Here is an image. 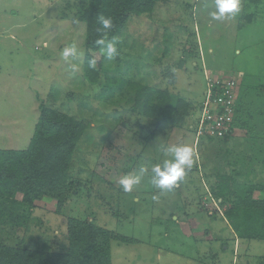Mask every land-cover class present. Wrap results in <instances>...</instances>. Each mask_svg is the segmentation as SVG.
<instances>
[{
	"label": "rangeland",
	"instance_id": "rangeland-1",
	"mask_svg": "<svg viewBox=\"0 0 264 264\" xmlns=\"http://www.w3.org/2000/svg\"><path fill=\"white\" fill-rule=\"evenodd\" d=\"M87 2L0 0V148L29 146L42 102L87 124L71 165L77 185L62 211L49 197L32 211L19 205L23 221L0 225V242L60 249L67 220L76 217L135 241L113 239V264H264V241L237 238L210 192L217 174L264 183V0H242L234 19L219 21L209 17L214 0H167L153 13L131 15L114 60L101 49L90 52L94 83L84 74L87 24L79 13ZM73 42L83 56L65 61L60 54ZM209 74L236 78L242 87L245 124L225 139L195 134ZM121 80L111 100L102 95ZM130 82L167 89L174 104L188 101L185 123L160 126L143 116ZM185 144L194 164L184 181L161 192L150 169L171 158L168 147ZM141 167L148 174L125 192L119 180Z\"/></svg>",
	"mask_w": 264,
	"mask_h": 264
},
{
	"label": "trees",
	"instance_id": "trees-1",
	"mask_svg": "<svg viewBox=\"0 0 264 264\" xmlns=\"http://www.w3.org/2000/svg\"><path fill=\"white\" fill-rule=\"evenodd\" d=\"M167 0H88L79 13L86 24L84 74L88 81L95 82L98 71L88 67L94 59L91 51H98L95 44L102 33L99 17L113 18L115 27L106 39L119 37L127 27L131 15L153 13L158 4ZM124 80L103 91L111 100L118 90L122 91ZM134 95V109L143 116L156 120L158 125L181 126L185 123V111L191 104L178 99L173 103L167 89L152 88L139 83H128ZM240 88L241 85H239ZM240 89L234 127H242L243 107ZM40 116L26 149L0 148V225L20 224L23 220L16 212L17 206L32 211L36 201L49 197L55 199L60 213L69 200L71 190L77 183L71 176V165L79 141L86 129L83 121L76 119L55 106L42 102ZM236 131V130H235ZM235 132H233L234 134ZM205 137V139H225ZM210 192L223 207V216L236 237L244 240L264 241V183L240 182L232 174H217ZM22 194L17 200V194ZM261 193L263 196L257 197ZM67 242L55 249L47 242L32 241L30 245L10 246L0 242V264H113L112 241L124 242L133 239L118 237L110 229L95 221L70 217L67 220Z\"/></svg>",
	"mask_w": 264,
	"mask_h": 264
},
{
	"label": "clouds",
	"instance_id": "clouds-1",
	"mask_svg": "<svg viewBox=\"0 0 264 264\" xmlns=\"http://www.w3.org/2000/svg\"><path fill=\"white\" fill-rule=\"evenodd\" d=\"M242 10V0H214V8L209 12V17L212 21L225 19H234ZM101 28L98 29L102 33L100 38L96 39L95 44L100 46L104 57L111 61L118 55L116 37L106 39L107 35L113 31L115 24L110 16L101 15L99 17ZM65 61L78 60L83 56L78 45L73 42L65 47L60 54ZM97 61L90 59L88 67L95 70ZM73 72L79 71L77 64L71 65ZM171 154L170 159H165L160 164H155L150 169V183L161 192L172 191L179 183L184 181L188 170L194 164V153L190 145H175L168 147L165 150ZM148 174V169L141 167L138 171L124 175L119 183L125 192H131L134 186L141 184L144 176Z\"/></svg>",
	"mask_w": 264,
	"mask_h": 264
},
{
	"label": "built area",
	"instance_id": "built-area-1",
	"mask_svg": "<svg viewBox=\"0 0 264 264\" xmlns=\"http://www.w3.org/2000/svg\"><path fill=\"white\" fill-rule=\"evenodd\" d=\"M195 126L197 138L233 134L240 86L236 78L209 74Z\"/></svg>",
	"mask_w": 264,
	"mask_h": 264
}]
</instances>
